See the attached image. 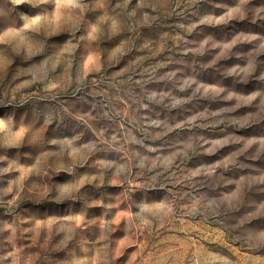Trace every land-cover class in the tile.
Returning a JSON list of instances; mask_svg holds the SVG:
<instances>
[{"label": "rangeland", "instance_id": "1", "mask_svg": "<svg viewBox=\"0 0 264 264\" xmlns=\"http://www.w3.org/2000/svg\"><path fill=\"white\" fill-rule=\"evenodd\" d=\"M0 121V264H264V0H0Z\"/></svg>", "mask_w": 264, "mask_h": 264}, {"label": "clouds", "instance_id": "2", "mask_svg": "<svg viewBox=\"0 0 264 264\" xmlns=\"http://www.w3.org/2000/svg\"><path fill=\"white\" fill-rule=\"evenodd\" d=\"M43 2H47V0H43ZM13 3L16 5H20L25 3V0H13ZM140 5H143V0H140ZM76 7H80L79 4L75 5ZM32 54H29L26 58H31ZM26 103V100L22 99L19 106H23V104ZM0 132H5V124L3 121H0ZM25 143L24 135H21L18 140H9L7 138V134H5V137L0 138V147L4 148H20L23 147ZM4 171H7L6 169Z\"/></svg>", "mask_w": 264, "mask_h": 264}]
</instances>
